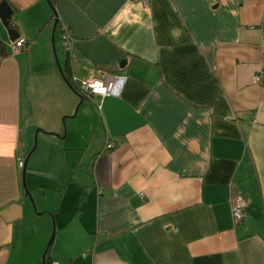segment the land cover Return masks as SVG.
<instances>
[{
	"label": "crops",
	"instance_id": "crops-1",
	"mask_svg": "<svg viewBox=\"0 0 264 264\" xmlns=\"http://www.w3.org/2000/svg\"><path fill=\"white\" fill-rule=\"evenodd\" d=\"M5 1L0 264H264V0Z\"/></svg>",
	"mask_w": 264,
	"mask_h": 264
},
{
	"label": "built area",
	"instance_id": "built-area-1",
	"mask_svg": "<svg viewBox=\"0 0 264 264\" xmlns=\"http://www.w3.org/2000/svg\"><path fill=\"white\" fill-rule=\"evenodd\" d=\"M145 5L148 4V0H143ZM60 40L65 53H71L72 51V40L68 34V27L66 25L60 26ZM27 41L24 37L18 36L13 41H10V47L13 53L20 52L26 48ZM260 74L254 76V80L258 82ZM72 82L76 85L78 91L83 96H97L102 99L105 96H119L126 80V77L121 74H106L104 73L101 77H89L79 78L75 75L71 77ZM100 103L97 104V108L100 109ZM115 142L109 141L107 144L108 148L114 147ZM24 165L22 160L18 161V166L22 168ZM142 196L143 193H140ZM245 200L239 196L235 203L232 205V218L234 223H240L244 218L243 208L245 206ZM50 264H61L57 261L52 260Z\"/></svg>",
	"mask_w": 264,
	"mask_h": 264
},
{
	"label": "water",
	"instance_id": "water-1",
	"mask_svg": "<svg viewBox=\"0 0 264 264\" xmlns=\"http://www.w3.org/2000/svg\"><path fill=\"white\" fill-rule=\"evenodd\" d=\"M12 13H13V10L10 7V5H8V3L5 0L0 1V22L3 25V27L6 29L7 34H8V39L10 41H13L16 37H18V32L15 29H13L12 27H10V19L12 17ZM57 22H58V20H57V16H56L54 19V27L56 26ZM52 49H53L54 54H55L54 45H52ZM56 64H57L58 70L60 72H62L60 63L58 62L57 58H56ZM34 146H35V144H34ZM34 146H33V148H34ZM27 159H28V156L25 158V163L27 162ZM22 184H23V187L25 190V195L29 198L32 206L35 208L34 202L32 200V196H31L30 192L28 191L26 184H25V168L22 169ZM53 236H54V233L51 234V236L47 242L46 247L50 246L52 239H53Z\"/></svg>",
	"mask_w": 264,
	"mask_h": 264
},
{
	"label": "trees",
	"instance_id": "trees-1",
	"mask_svg": "<svg viewBox=\"0 0 264 264\" xmlns=\"http://www.w3.org/2000/svg\"><path fill=\"white\" fill-rule=\"evenodd\" d=\"M55 1L56 0H49V3L52 7V10H53V13H52V16L54 17L55 19V15H56V12H55ZM11 27V25H10ZM6 53V48H5V45L4 43L2 42V40L0 39V56L2 55H5ZM66 59H65V65L64 67L61 68L62 72L64 73V71L66 72V75L64 76V78H66V80H68V82L78 91L76 85L72 82L71 80V77H72V74H71V71H70V59H71V55L69 53H66ZM49 248L50 246L46 247V250H45V253H44V258H43V264H50L52 260H50L49 256H48V253H49Z\"/></svg>",
	"mask_w": 264,
	"mask_h": 264
},
{
	"label": "rangeland",
	"instance_id": "rangeland-1",
	"mask_svg": "<svg viewBox=\"0 0 264 264\" xmlns=\"http://www.w3.org/2000/svg\"><path fill=\"white\" fill-rule=\"evenodd\" d=\"M52 53H53V52H52ZM53 54H54V53H53ZM51 234H52V233L50 232V234H49V236H48V238H47L46 244H47V242H48V240H49Z\"/></svg>",
	"mask_w": 264,
	"mask_h": 264
}]
</instances>
